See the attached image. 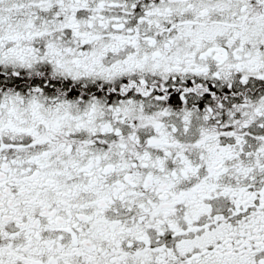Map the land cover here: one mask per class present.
<instances>
[{"label": "snow or ice", "instance_id": "obj_1", "mask_svg": "<svg viewBox=\"0 0 264 264\" xmlns=\"http://www.w3.org/2000/svg\"><path fill=\"white\" fill-rule=\"evenodd\" d=\"M0 264H264V0H0Z\"/></svg>", "mask_w": 264, "mask_h": 264}]
</instances>
